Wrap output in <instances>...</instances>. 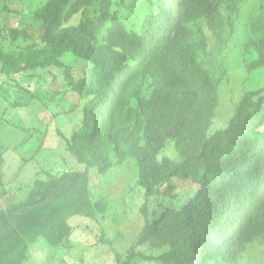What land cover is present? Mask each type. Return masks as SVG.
Here are the masks:
<instances>
[{
  "label": "trees",
  "instance_id": "obj_1",
  "mask_svg": "<svg viewBox=\"0 0 264 264\" xmlns=\"http://www.w3.org/2000/svg\"><path fill=\"white\" fill-rule=\"evenodd\" d=\"M239 51L264 75V0H0V108L46 112L62 138L17 146L40 171L0 208V264L68 247L71 218L108 212L94 173L127 163L143 226L117 264H264V85L222 97Z\"/></svg>",
  "mask_w": 264,
  "mask_h": 264
},
{
  "label": "rangeland",
  "instance_id": "obj_2",
  "mask_svg": "<svg viewBox=\"0 0 264 264\" xmlns=\"http://www.w3.org/2000/svg\"><path fill=\"white\" fill-rule=\"evenodd\" d=\"M5 22L11 25L16 19ZM226 60L235 71L230 74L232 95L231 89L226 85L222 91V97H225L224 104L230 102L231 96L234 99L238 92L262 88L264 75L256 72L248 76L240 69L250 62L248 56L242 59L240 51L237 55L235 52H228ZM33 84H38V81L33 80L30 85ZM3 104L5 108H0V147L10 150L5 153L2 168L8 193L3 198L0 197V208L5 207L9 202L17 201L22 196L19 188L30 184L40 171L37 164H24L21 161L22 156L27 152L24 147L17 146H21L31 134L34 142L38 136L43 135L41 131H45L47 127L48 135L44 147L55 149L62 143V138L54 127L55 119L53 120L48 113H39L32 108L15 111L8 102L4 101ZM7 108L10 111L4 117V109ZM227 112V108L221 109L218 120L226 117ZM8 119L10 124L6 121ZM58 122L67 125L69 119L63 117ZM68 131V129L65 131L66 134ZM132 166V163H127L123 169L115 168L107 174L95 172L92 178L93 193L97 200L107 202L108 212L104 216L99 215L97 221L80 216L71 218L70 224L75 228V233L72 242L64 249L54 250L41 237L31 246L26 264H117L116 254H125L134 244L143 226L140 214L143 191L135 184V172ZM177 184L181 185L179 182ZM104 239L106 243L103 242Z\"/></svg>",
  "mask_w": 264,
  "mask_h": 264
}]
</instances>
